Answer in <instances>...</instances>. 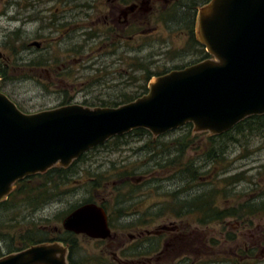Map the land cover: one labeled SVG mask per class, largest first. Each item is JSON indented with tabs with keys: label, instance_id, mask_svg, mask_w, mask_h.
Returning a JSON list of instances; mask_svg holds the SVG:
<instances>
[{
	"label": "water",
	"instance_id": "95a60500",
	"mask_svg": "<svg viewBox=\"0 0 264 264\" xmlns=\"http://www.w3.org/2000/svg\"><path fill=\"white\" fill-rule=\"evenodd\" d=\"M197 19V37L210 58L154 79L145 96L127 105L25 114L0 92V203L18 182L52 168L66 170L131 132L144 130L156 139L191 125L194 133L214 137L264 116V0H213ZM61 229L92 241L111 237L97 204L70 212ZM67 257V247L52 242L3 256L0 264H68Z\"/></svg>",
	"mask_w": 264,
	"mask_h": 264
},
{
	"label": "rangeland",
	"instance_id": "374dc122",
	"mask_svg": "<svg viewBox=\"0 0 264 264\" xmlns=\"http://www.w3.org/2000/svg\"><path fill=\"white\" fill-rule=\"evenodd\" d=\"M34 1L32 0V3ZM33 11L34 14L39 12V6L36 5ZM24 23L27 22H12L11 26L14 30L11 32L16 31L13 34L14 37L9 36L10 33L0 31V44H5V47L2 44L0 45V54H4L6 58L11 59L10 66L6 69L3 67L8 65L5 62L0 63V72L4 74V78H0V89L21 112L35 114L59 108L63 96L61 93H70L72 92L71 89L78 91L87 89L94 95L98 93L100 95L106 94L105 84L96 79L91 80L89 83L87 78H82L92 76L91 72L82 73L78 75L79 77L71 78L70 83L56 85V83H47L46 75L42 73L41 67H30L29 70L25 67L31 62H34V64L36 61L40 62L43 55V57L50 58L53 62L58 61L57 64L60 63V60L63 61L61 49L64 45H68L67 41L71 37L66 38L59 33L46 32V42L43 44L42 51L32 48L31 51H25L21 54L17 52L16 57H21L15 60L16 58L10 53L12 50L8 51L7 47L10 44L14 47V43L15 49H17L21 45L29 44L30 41L33 42L38 35L36 30L39 22H32L27 27L23 26ZM178 45L179 41L177 39L174 43L171 41L169 45L166 43L160 45V50L151 65L153 76L172 70L186 61V59H182L181 52L178 51ZM70 68L73 71L80 69V67ZM73 79H75L74 82ZM76 101L83 102V98H76ZM187 126L189 125L156 139L151 134L134 136L131 132L116 145L113 142L107 145L106 148L98 149L92 154H89V152L86 159L76 165L75 174L69 177L66 183L60 185L59 193L63 195L59 199L34 211L31 208H10L14 209L11 211H13L12 214L16 222L9 224L8 229H5L7 225L3 226L2 224L3 222L6 223L8 217L0 213V227H2L0 235L6 237L5 244L0 241L1 254L6 255V245H10L11 237L25 234L27 231L36 232L39 230L50 235L49 238L52 239L55 234L54 231H62L61 221L69 214L70 209L81 205L87 200H92L97 205L103 204L109 215H111V221L115 226L118 219L117 214L122 216L135 214L137 216L139 213L142 216L141 220H144V222L149 221V223L152 222L149 218L156 214L158 217L156 221L145 226L144 230L153 231L161 224L170 225L174 223L179 225L190 223L191 226H184L186 234H190L192 239L194 237L203 238L208 248L214 247L223 253L235 251L231 243L233 237H247L248 234H256L260 238L261 247H263L264 217L257 220L244 219L241 221L228 219L222 223L213 222L208 226H200L191 215L178 218L171 213L170 209L172 207L169 194L175 192L177 188L182 189L185 186L171 179L172 171L170 169L156 167L154 161L157 159L159 161V158L154 160V156L148 154L147 151L152 147L155 148V154L163 152L166 157L173 156L176 152L172 148L177 145L179 140L184 139L189 143L184 150L183 162H193L198 167L202 166L201 174L210 172L213 166L208 163L209 166L205 167L204 155L206 150L209 149L208 139L211 136L207 133L196 134L191 125L190 128H186ZM221 145L226 146L224 167L220 166L218 171L215 169L212 174L202 176V179L196 182L193 189L190 190L193 186H187L185 191L187 194L180 199H189L191 196L210 190L213 186L221 188L222 191L225 177L241 176L236 184L229 187L231 198L224 199L220 196L215 199L218 208L224 210L232 207L236 208L239 205L254 204L257 201L262 202L264 199V133L259 135L247 133L244 136L235 135L234 142L230 143L226 140L222 141ZM144 147H147V149ZM167 151H169V154ZM216 175L218 176L216 177ZM141 177L145 178L143 182L135 184L131 182V180H137ZM54 182L57 183L58 180L54 179ZM42 183H44V180L37 178L29 184L31 187H38ZM94 186L95 189H93ZM131 190H133L132 194H130ZM19 200H16V204H20ZM164 208H167V210L165 211ZM132 218L134 217L124 218L123 220L128 221ZM180 221L183 223H180ZM249 221L252 222V226L247 225ZM238 224L241 225V229L239 232H235ZM243 224L245 227H243ZM118 230L127 234L132 229L124 227ZM240 242L248 243L246 239H241ZM78 244L80 247L79 258L87 257L88 259L90 256L98 258L100 253L108 249V242L99 244L81 236L78 237ZM215 245L217 246L215 247Z\"/></svg>",
	"mask_w": 264,
	"mask_h": 264
},
{
	"label": "flooded vegetation",
	"instance_id": "af4514ba",
	"mask_svg": "<svg viewBox=\"0 0 264 264\" xmlns=\"http://www.w3.org/2000/svg\"><path fill=\"white\" fill-rule=\"evenodd\" d=\"M211 1L213 0H35L32 3V0H0V31L14 37L16 31L11 32L14 30L12 22H27L23 24L26 27L32 22H39L37 39L33 42L17 49L14 43V47L7 44L8 51L12 50L10 53L15 60L21 57H16L17 52L21 54L32 48L42 51L48 32L71 37L67 41L71 48L64 45L65 48L61 49L63 61L60 60L57 64L58 61L53 62L43 55L40 62L36 61L37 66L31 68L41 67L47 83L56 85L70 83L71 78L91 72L93 77L82 78H87L89 83L93 79L102 82L105 84L106 94L94 95L87 89H71L70 93H61L62 102L58 107L78 105L89 109H112L129 104H121L126 98L135 101L145 96L153 79L184 70L210 58L196 31L199 11ZM36 5L39 6V12L34 14ZM176 39L179 41L178 51L186 61L172 70L153 76L151 65L160 45H169ZM32 44L39 45V48ZM2 46L5 47V44ZM2 62L8 65L3 67L6 69L10 66L11 59L0 54V63ZM25 67L30 68L28 65ZM70 67L80 69L76 72ZM144 88L147 89L146 93ZM79 97L83 98V102L76 101ZM144 180L141 177L131 182L135 184ZM103 209L107 215L111 237L106 241L94 242H108V249L100 253L98 258L84 257L88 264H264V246L261 247L260 238L256 234L233 237L231 243L235 251L223 253L217 248H208L203 238L192 239L190 234H186L184 226H191L190 223L161 224L155 230L147 231L144 227L158 217L156 214L152 215L149 218L152 222L149 223L141 220L142 216L138 213L137 216L127 214L126 217L117 214L115 226L109 212L106 208ZM130 217L134 218L123 220ZM263 217L264 210L236 220H257ZM196 223L201 226L199 222ZM247 225L252 226V222L249 221ZM124 227L132 230L127 234L121 233L118 229ZM240 229L241 225L238 224L235 232ZM54 232V236L65 233L57 230ZM241 239H246L248 243L240 242Z\"/></svg>",
	"mask_w": 264,
	"mask_h": 264
},
{
	"label": "trees",
	"instance_id": "16d2710c",
	"mask_svg": "<svg viewBox=\"0 0 264 264\" xmlns=\"http://www.w3.org/2000/svg\"><path fill=\"white\" fill-rule=\"evenodd\" d=\"M37 66L34 64V62H31L28 64V67H35ZM0 78H4V74L0 72ZM145 93L147 91L146 88H144ZM1 92V89H0ZM133 102L132 98H126L121 101V104L123 103H131ZM191 126H187L186 128H190ZM261 134L264 133V116L262 117H250L238 124L236 127H234L231 131H229L226 134H223L221 136L211 137L208 139L209 143V149L206 150L204 158L206 160L205 167L210 165L213 166V168L210 170V172H206L205 174H201L202 166L198 167L193 162H183L184 158V150L185 147L188 145V141H184V139H181L178 141L177 145L173 147L174 151L176 152L173 156L166 157L164 153L161 154H155V148H150L147 153L152 154L151 156H154V160L156 158H159L154 161L155 166L162 169H170L172 171L171 173V179H173L175 182H179L182 185H184L185 189H179L177 188L175 192L169 194V197L171 198V213L176 215V217L180 218V216H188L191 215L194 219H196L197 222H199L201 225H207L213 222H224L228 219H242L246 218L252 215H256L260 212H262L263 206H264V199L261 201H257L254 204L249 205H239L237 208L232 207L224 210H220L217 206V203L215 202V199L222 196L224 199H229L232 197L230 195L229 187H231L233 184H236L237 181L240 179L241 176H229L225 177L223 179L224 188H218L216 186H213L210 190L201 192L200 194H196L194 196H191L189 199L185 198L182 199V196L186 195V187L190 185L193 186L191 189L195 187L196 182L200 181L202 179V176H208L209 174H212L215 169H217L220 166H223L225 163V157L226 154L225 151V145H221L222 141H229L230 143L235 141V135L244 136L245 134ZM135 135H141L146 134L149 135L148 132L144 130H138L132 133ZM128 136V135H126ZM125 137V136H124ZM114 138L107 142L104 146H101L99 148H96L92 150L89 154H92L93 152H96V150H101L103 148H106L107 145L110 143H113L116 145L119 141L122 140V138ZM152 144V142H150ZM146 146V145H145ZM147 149V147H144ZM169 154V151H167ZM147 154V155H148ZM88 156V153L81 157L79 160L75 161L68 169H60V168H52L48 172H46L43 175H36L33 177H29L24 179L21 182H18L15 185L14 191L8 196L7 200L0 203V213L5 214V216L8 217V220L6 223H2L3 226L7 225L5 229H8L9 224H12L16 222L15 217H13V211L14 209L10 208H31L33 211L37 208L44 207L51 202L59 199L61 193H59L60 185L64 184L68 181L69 177L75 174V167L80 162L84 161L86 157ZM150 156V158H151ZM224 167V166H223ZM223 171V170H222ZM218 173V172H217ZM225 173V169H224ZM118 175V174H117ZM218 175H216L217 177ZM120 177V175H118ZM37 178H41L44 180V183L40 184L38 187H31L30 182L32 180H35ZM55 180H58L60 183L54 182ZM95 189V186L94 188ZM189 191V190H188ZM133 190L130 191V194H132ZM181 198V199H180ZM20 199L18 202L20 204H16V200ZM84 204H94L92 200L84 201L81 205ZM81 205H77L70 209V212L75 210ZM104 207V205H102ZM105 208V207H104ZM166 211L167 208H164ZM69 212V213H70ZM5 218V217H3ZM4 228V227H3ZM0 230H2V227H0ZM41 234V235H38ZM50 235H47L43 232H40L37 230L36 232L27 231L25 234H19L15 237L10 238V245L7 246L6 255L14 254L21 252L31 246L39 245V244H45V243H52V242H58L63 244L64 246H68V257L67 261L68 264H88V261L83 257L79 258V244H78V237H75L72 234L63 233L61 235H55L52 239L49 238ZM6 237L2 234L0 235V241L5 244ZM101 243V242H97ZM0 252V258L3 256Z\"/></svg>",
	"mask_w": 264,
	"mask_h": 264
}]
</instances>
